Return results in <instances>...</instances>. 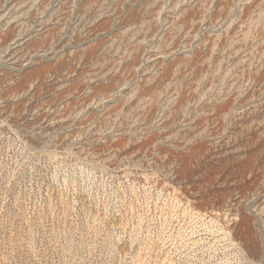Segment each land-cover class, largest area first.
Instances as JSON below:
<instances>
[{"label":"rangeland","instance_id":"374dc122","mask_svg":"<svg viewBox=\"0 0 264 264\" xmlns=\"http://www.w3.org/2000/svg\"><path fill=\"white\" fill-rule=\"evenodd\" d=\"M0 264H264V0H0Z\"/></svg>","mask_w":264,"mask_h":264}]
</instances>
